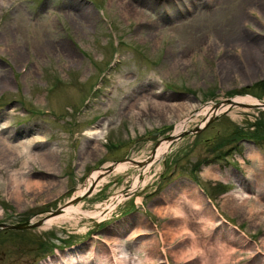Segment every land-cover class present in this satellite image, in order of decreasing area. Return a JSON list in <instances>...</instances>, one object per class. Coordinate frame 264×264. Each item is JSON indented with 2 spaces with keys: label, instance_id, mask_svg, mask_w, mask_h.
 <instances>
[{
  "label": "rangeland",
  "instance_id": "374dc122",
  "mask_svg": "<svg viewBox=\"0 0 264 264\" xmlns=\"http://www.w3.org/2000/svg\"><path fill=\"white\" fill-rule=\"evenodd\" d=\"M261 80L264 0H0V137L20 149L22 140L32 143L1 159L31 184L17 201L3 179L9 170L0 169V222L42 221L94 172L136 160L106 172L73 204L88 215L101 210L179 122L190 130L201 123L195 112L205 102L264 100ZM228 108L200 125L196 145L189 136L165 166L159 157L137 195L164 168L167 180L138 196L103 243L92 235L99 220L87 215L45 228L0 227V264H40L52 249L50 264H61L62 249L70 264H264V108ZM84 238L92 243H78Z\"/></svg>",
  "mask_w": 264,
  "mask_h": 264
},
{
  "label": "bare ground",
  "instance_id": "6f19581e",
  "mask_svg": "<svg viewBox=\"0 0 264 264\" xmlns=\"http://www.w3.org/2000/svg\"><path fill=\"white\" fill-rule=\"evenodd\" d=\"M250 45H254V42L250 43ZM250 45H249V47H250ZM228 99H232L234 107H243V109H246V110L248 108H252V107H248L250 105L251 106H256V105L261 104V102H264V100H260V99H257L255 97L249 96V95H238V96H235L233 98H228ZM155 102H158V101H156V99H155ZM155 105L158 106V108H159V106L161 108L167 107L166 105L161 104L160 102L156 103ZM229 105H230V103H228L227 101H222L220 104L208 103L203 110H201V111H197L196 110L197 112H195V114L196 113L197 114L198 113H202L203 114V119H202V122H201L203 124L207 120V118L212 116L213 114L221 113V112H224L225 110H228L227 108H228ZM130 106H132V104ZM190 107H192V108L195 107L196 108L197 104H194V105L192 104ZM261 107L264 108L263 105H261ZM179 114H177L178 118H179ZM185 126H186V123L179 122L177 130L172 135L177 136V134H179L181 131H183L185 129ZM6 127L7 126L0 127V131H2ZM92 133L99 134V130H97V129L92 130ZM171 136L169 138H171ZM11 141L12 140H10L9 137H3V138L0 137V169L1 168H6L7 169V167H9V166L11 167L12 166V164L3 165L2 161H1L2 158H5L4 154H7L8 150L9 151H16L17 156H18L23 151L24 152L29 151L28 149H29L30 145L32 144L30 140L29 141L22 140L21 144H20V146H21V149H20L17 146L13 145V143ZM167 149H168V143L167 144H163L162 146H159L156 149L155 156H154L152 162L149 165H145L146 167L143 168V170L146 171L149 168L151 169L152 167H154V163H156L155 159H159V157L161 158V156L163 155V153ZM37 158L41 159L42 162H47L48 161L47 157L45 156V154H42L41 156L38 155ZM111 166H112L111 167V171L110 170L109 171L108 170H106V171L105 170L104 171L101 170V171L94 172L93 175L91 176V178L89 179L88 183L85 184L82 187H79L78 191L76 192V196L75 197L80 196V195H82L84 193H87L88 190L90 192L91 191L93 192L97 188L98 185H100V184L102 185V183L105 182V180L107 179L106 172L115 173V172H119V171H126L133 165H132L131 161H124V162L118 163L116 165H111ZM7 170H9V172L7 173L6 177H3V179L8 184V194L11 197H14L17 201H22L23 194H22V190H21V185L23 184L25 187L29 188L30 184H31L30 180H29V177L27 175L25 176V173L23 171H21V169H18V168H9ZM140 175H142V173H140ZM0 177H2L1 174H0ZM143 177H144V182H146V179H145L146 176H143ZM35 185L39 187L40 184H39V182L38 183L35 182ZM122 195L123 194L121 192H119V194L117 193L118 198L113 199V201H117L119 199L121 200L123 198ZM78 207L73 206V204H71L69 202L66 205H63V206L59 207L58 209H56L57 211L53 210V211L49 212L48 215H46L44 218L41 219L42 221H41V224L39 226L45 228V227H50L51 225H54V224L57 225V224H60L61 222L65 221V220H69V218L71 216H74V215L77 218H78L79 215H83V216L87 215L88 217L96 218V219L99 220V219H102V216L106 215L105 214L106 212L108 213V209H109L110 205L106 206V209L104 208L103 210H99L97 212L90 213L89 215L86 212H81Z\"/></svg>",
  "mask_w": 264,
  "mask_h": 264
},
{
  "label": "water",
  "instance_id": "95a60500",
  "mask_svg": "<svg viewBox=\"0 0 264 264\" xmlns=\"http://www.w3.org/2000/svg\"><path fill=\"white\" fill-rule=\"evenodd\" d=\"M225 101H227L228 103H230V105H229V107H232V106H234L233 105V101H232V99H226ZM263 104H264V102H262ZM216 104H219L218 102L216 103ZM260 105H256L255 107H259ZM248 107H251V105L250 106H248ZM215 117H217V115H214L213 117H212V119L211 120H213ZM199 129H200V127H196L195 129H192L190 132H198L199 131ZM187 133V132H186ZM184 134H180L178 137H180V136H183ZM170 136H168L167 138H169ZM169 139H172V136H171V138H169ZM154 152V150H152V153ZM140 165V164H139ZM111 170V169H110ZM90 193V191L88 190V192L87 193H85L84 195H82V196H80V197H76V198H74V199H71L70 201H68V202H70V203H75V202H77L79 199H81L82 197H84V196H87L88 194ZM59 208V207H58ZM55 211H57V210H55ZM41 224V221H39V222H37V223H33V224H30V223H25V222H21V223H17V224H12V225H7V224H4V223H1L0 224V227H6V228H9V229H21V228H28V227H37V226H39Z\"/></svg>",
  "mask_w": 264,
  "mask_h": 264
},
{
  "label": "flooded vegetation",
  "instance_id": "af4514ba",
  "mask_svg": "<svg viewBox=\"0 0 264 264\" xmlns=\"http://www.w3.org/2000/svg\"><path fill=\"white\" fill-rule=\"evenodd\" d=\"M111 230H112V228L108 227L104 230L105 231L104 233L109 234ZM62 243H65V242H62ZM78 243H82V245H84L83 243H92V242H90V241L87 242L83 239V240L79 241ZM94 243H98V242L94 241ZM64 250L65 249L61 250V252L64 254L60 257L61 263L63 260L69 261V259L71 258V256H69L71 254V251H69L67 249L65 251ZM55 253H56V251L52 249V251L50 252V255L55 254ZM56 256H58L57 253H56Z\"/></svg>",
  "mask_w": 264,
  "mask_h": 264
},
{
  "label": "trees",
  "instance_id": "16d2710c",
  "mask_svg": "<svg viewBox=\"0 0 264 264\" xmlns=\"http://www.w3.org/2000/svg\"><path fill=\"white\" fill-rule=\"evenodd\" d=\"M264 85V80L258 81L255 86ZM256 95V94H255ZM260 97V96H259Z\"/></svg>",
  "mask_w": 264,
  "mask_h": 264
}]
</instances>
